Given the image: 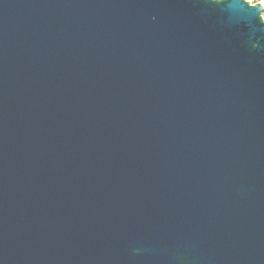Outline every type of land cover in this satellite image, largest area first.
<instances>
[{
	"label": "water",
	"instance_id": "water-1",
	"mask_svg": "<svg viewBox=\"0 0 264 264\" xmlns=\"http://www.w3.org/2000/svg\"><path fill=\"white\" fill-rule=\"evenodd\" d=\"M263 7L0 0V264H264Z\"/></svg>",
	"mask_w": 264,
	"mask_h": 264
},
{
	"label": "built area",
	"instance_id": "built-area-1",
	"mask_svg": "<svg viewBox=\"0 0 264 264\" xmlns=\"http://www.w3.org/2000/svg\"><path fill=\"white\" fill-rule=\"evenodd\" d=\"M244 1L246 3L248 2L251 6H254L255 4H260L261 6H264V0H244ZM261 18H262V21L264 22V10L262 12Z\"/></svg>",
	"mask_w": 264,
	"mask_h": 264
}]
</instances>
